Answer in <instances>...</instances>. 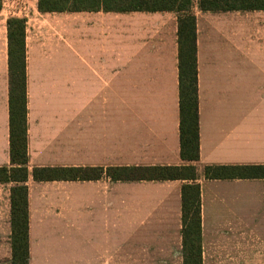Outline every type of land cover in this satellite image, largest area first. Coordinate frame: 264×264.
<instances>
[{"label": "crops", "instance_id": "0c3cea01", "mask_svg": "<svg viewBox=\"0 0 264 264\" xmlns=\"http://www.w3.org/2000/svg\"><path fill=\"white\" fill-rule=\"evenodd\" d=\"M27 5L30 264H183L184 180L114 181L108 168L195 164L202 264H264V9L202 11L200 158L180 147L179 12ZM9 15L0 10V167H11ZM206 166H259L207 179ZM103 169L36 180L35 168ZM0 182V264H12V187Z\"/></svg>", "mask_w": 264, "mask_h": 264}, {"label": "trees", "instance_id": "16d2710c", "mask_svg": "<svg viewBox=\"0 0 264 264\" xmlns=\"http://www.w3.org/2000/svg\"><path fill=\"white\" fill-rule=\"evenodd\" d=\"M197 2L202 11L227 12L264 9V0H39L41 11H68L103 7L118 11L179 12L180 147L183 160L200 158L197 90L196 16ZM2 0H0V10ZM9 42V108L11 167H0V182H13L11 201L12 264H30L27 154V93L25 19L7 21ZM259 166H206L207 179L258 177ZM103 169L89 167H42L33 170L36 180H90ZM114 181L184 180L182 187L183 264H202L201 187L195 164L181 166L108 168Z\"/></svg>", "mask_w": 264, "mask_h": 264}, {"label": "built area", "instance_id": "2783aa9c", "mask_svg": "<svg viewBox=\"0 0 264 264\" xmlns=\"http://www.w3.org/2000/svg\"><path fill=\"white\" fill-rule=\"evenodd\" d=\"M3 9H5L6 6V0H2ZM27 9V4L24 0H12V7L11 9H8V15H19L24 14L25 10Z\"/></svg>", "mask_w": 264, "mask_h": 264}, {"label": "rangeland", "instance_id": "374dc122", "mask_svg": "<svg viewBox=\"0 0 264 264\" xmlns=\"http://www.w3.org/2000/svg\"><path fill=\"white\" fill-rule=\"evenodd\" d=\"M24 1L26 2L27 5H30V3L34 2V0H24ZM11 7H12V0H6V6H5L4 10L7 12L8 9H11ZM2 9H3V4H2ZM192 12H193V8H192ZM21 15H23V14L12 15V16H9V17H17V18L24 19L23 16H21Z\"/></svg>", "mask_w": 264, "mask_h": 264}]
</instances>
